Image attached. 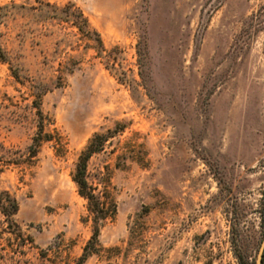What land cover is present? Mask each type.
<instances>
[{
	"label": "rangeland",
	"instance_id": "1",
	"mask_svg": "<svg viewBox=\"0 0 264 264\" xmlns=\"http://www.w3.org/2000/svg\"><path fill=\"white\" fill-rule=\"evenodd\" d=\"M0 191V264H256L264 0H0Z\"/></svg>",
	"mask_w": 264,
	"mask_h": 264
},
{
	"label": "trees",
	"instance_id": "2",
	"mask_svg": "<svg viewBox=\"0 0 264 264\" xmlns=\"http://www.w3.org/2000/svg\"><path fill=\"white\" fill-rule=\"evenodd\" d=\"M84 24L87 26V21L84 20ZM99 43L100 40H98ZM40 134L33 138V144L29 147V156L34 157L37 154V148L42 142ZM106 139L102 135H94L85 148L80 152L78 161L75 167V172L72 176V180L77 186L78 194L87 200L90 212L94 217V230L91 239L88 241L84 248V254L82 259H86L89 256L90 247L97 245L99 236V221H103L107 218L105 208L100 206V203L96 199L93 191L94 189L89 186L86 180V168L87 162L90 157L102 150ZM18 212V204L14 197L10 195L7 191H0V237L3 233L15 231L16 225L13 217ZM261 220L264 226V192L262 197V210H261ZM260 264H264V250L261 257Z\"/></svg>",
	"mask_w": 264,
	"mask_h": 264
},
{
	"label": "water",
	"instance_id": "3",
	"mask_svg": "<svg viewBox=\"0 0 264 264\" xmlns=\"http://www.w3.org/2000/svg\"><path fill=\"white\" fill-rule=\"evenodd\" d=\"M263 250H264V239H263V242H262V244L260 246V249H259V252H258V255H257V258H256V264H260Z\"/></svg>",
	"mask_w": 264,
	"mask_h": 264
}]
</instances>
